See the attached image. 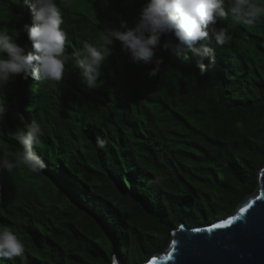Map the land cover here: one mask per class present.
Segmentation results:
<instances>
[{
    "label": "trees",
    "instance_id": "trees-1",
    "mask_svg": "<svg viewBox=\"0 0 264 264\" xmlns=\"http://www.w3.org/2000/svg\"><path fill=\"white\" fill-rule=\"evenodd\" d=\"M144 2L61 0L69 38L63 84L54 88L21 74L4 87L3 131L33 120L45 129L34 151L46 167L0 174V227L24 241L27 264H114L116 254L140 264L169 244L180 222L196 227L225 218L258 185L264 21L222 22L231 42L205 41L215 49L216 66L203 75L201 57L163 49V35L157 75H147L155 60L136 62L115 40L97 88L80 83L74 52L121 17L134 26ZM33 20L22 0H0V30L15 32L26 52L34 49L23 25ZM0 149L19 145L4 135Z\"/></svg>",
    "mask_w": 264,
    "mask_h": 264
},
{
    "label": "clouds",
    "instance_id": "clouds-1",
    "mask_svg": "<svg viewBox=\"0 0 264 264\" xmlns=\"http://www.w3.org/2000/svg\"><path fill=\"white\" fill-rule=\"evenodd\" d=\"M108 4L110 0H102ZM30 5L34 14L32 24L25 23L23 31L28 35L34 51H25L15 39V32L0 30V125L8 112L4 87L17 75L24 79L31 76L52 87L63 84L66 74V46L69 38L64 24L61 0H22ZM251 26L264 21V0H145L134 26L123 17L118 26L105 24L102 36L94 42L83 43L73 54L72 70L78 73L80 83L88 91L97 88L101 66L112 54L109 47L119 40L123 50L130 53L134 61L151 63L155 67L147 75L153 77L160 71L161 58L156 52L161 37L167 35L163 49L175 55L191 51L201 57L197 67L203 75L209 67L216 66L215 49L205 43L214 39L217 45L231 42V35L222 22ZM173 37L175 39H173ZM208 59V64L203 59ZM9 135L19 145V150L0 149V174L13 175L21 167L33 173L43 170L46 165L34 148L42 147L45 129L33 120L26 128L18 127L15 132L5 133L0 127V136ZM103 148L104 142L97 141ZM161 178L156 177L155 182ZM24 241L7 227H0V259L15 262L17 258L27 264Z\"/></svg>",
    "mask_w": 264,
    "mask_h": 264
},
{
    "label": "water",
    "instance_id": "water-1",
    "mask_svg": "<svg viewBox=\"0 0 264 264\" xmlns=\"http://www.w3.org/2000/svg\"><path fill=\"white\" fill-rule=\"evenodd\" d=\"M258 180L229 216L196 227L180 222L169 244L140 264H264V165ZM233 216L240 218L225 228L212 227ZM114 264L125 263L116 254Z\"/></svg>",
    "mask_w": 264,
    "mask_h": 264
},
{
    "label": "snow or ice",
    "instance_id": "snow-or-ice-1",
    "mask_svg": "<svg viewBox=\"0 0 264 264\" xmlns=\"http://www.w3.org/2000/svg\"><path fill=\"white\" fill-rule=\"evenodd\" d=\"M248 207H251V205H248ZM247 211V208H242L241 209V213ZM240 217L239 216H233L231 219L226 220L224 223L221 224H214L212 227L213 228H225L227 227L229 224H232L234 220H238ZM212 229L209 228L208 231H211ZM197 231H199V229H197Z\"/></svg>",
    "mask_w": 264,
    "mask_h": 264
}]
</instances>
